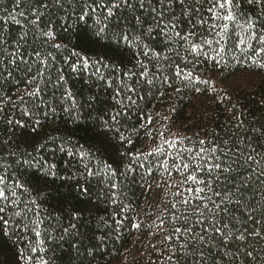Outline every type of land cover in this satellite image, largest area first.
Instances as JSON below:
<instances>
[{"label":"trees","instance_id":"1","mask_svg":"<svg viewBox=\"0 0 264 264\" xmlns=\"http://www.w3.org/2000/svg\"><path fill=\"white\" fill-rule=\"evenodd\" d=\"M47 2L51 4L52 0ZM188 2L191 9H201L199 16L210 17L209 0ZM100 3L101 0H62L61 5L42 9L45 15L41 17L40 27L46 31L51 25L55 39L48 40L30 31L20 48L27 63L20 57L10 63L13 57L9 52L15 50L20 35L28 30L25 18L18 12H31L36 5L25 2L17 8L15 0L0 4V9H7L0 10V33L9 41L0 53V175L6 177L9 187L19 181L28 189L16 188L15 204H7L3 213L9 223L7 226L0 223V264H170L169 251L178 242L175 236L171 241L164 238L182 224L171 221V212L175 211L171 204L181 199L173 196L181 176L175 171L171 177L167 176L160 168L162 158H145L137 153H148L161 145V133L168 140L184 137L217 143L228 140L230 147L243 139L244 144L251 143L257 152L264 153L261 146L264 52L256 50L261 46L257 40L246 39L253 31L264 34V6L234 0L237 19L235 23L227 22L231 34L224 45L227 50L216 57L212 51L217 48L215 40L200 50L219 59L216 65L213 59L191 53L182 42L165 43L158 33H154L155 39L145 41L160 53L158 57L150 55V60L137 56L140 49L123 41L117 47L111 32L119 30L117 24L125 27L123 18H128L130 33L140 34L142 29L126 10L122 13L117 10L118 15L106 21V8ZM103 3L109 5L111 0ZM84 12L88 15L82 21L79 17ZM9 14L16 15L20 24L9 20ZM145 15L147 28L152 18ZM172 15L180 17L182 35L192 29L197 19L193 11L190 24L189 18L181 15L178 4ZM30 18H35L34 14ZM247 19L254 21L255 28L241 27ZM106 23L110 29L107 36H98ZM207 27L197 25L194 30L212 39ZM241 38L245 43L236 47ZM193 40L202 43L199 36ZM52 44L62 47L56 49ZM36 51L52 65L49 72L53 84L57 69L63 72L65 81L57 87L42 84L39 99L33 102V98L25 96L21 101L19 97L25 90L35 87V83L30 85L28 81L36 75L37 64L33 63L37 59ZM84 59L88 61L87 69L83 67ZM137 60H145L149 78L155 75L157 79L151 85L144 80L137 84L134 77L130 83L137 89L132 94L136 103L128 106L127 94L122 89L119 96L115 93L120 80H126L123 71H139L135 67ZM72 63L78 64V71L71 70ZM105 63L115 65L117 70L104 68ZM176 66L182 77L176 75ZM96 67L100 68L103 79L93 75ZM163 76L169 78L171 86L163 83ZM195 77L209 83H196ZM47 79L46 73L44 80ZM197 87L201 91L197 92ZM66 90L70 96H65ZM40 100L45 103L40 104ZM49 106L55 107L54 113ZM25 107L31 109V116L23 115ZM117 112L121 114L113 122L111 117ZM149 116L150 125L146 123ZM14 121H21L23 126ZM149 131L152 135L147 134ZM121 135L124 140L119 138ZM128 140L132 143H127ZM163 146L167 149V145ZM81 151L85 153L83 157ZM23 160L30 163H18ZM44 162L55 165L54 176L39 167ZM86 167L94 174L89 175ZM239 179H247L249 187L243 194L237 193L242 206H233L232 215L240 223L233 221L231 225V243L224 250L218 241L214 244L206 241L202 246L190 248L188 251L194 254L186 257V264H195L199 259L195 253L199 250L205 252L207 264H264V183L251 171H242ZM0 206H5L4 201H0ZM184 211L181 206L180 212ZM16 212L21 215H14ZM165 218L167 221L160 228V221ZM252 231H259L260 235H249ZM196 232L200 233L201 228L197 227ZM241 233L246 237L244 241L235 238ZM225 251L233 255H225ZM247 252L252 255H246Z\"/></svg>","mask_w":264,"mask_h":264},{"label":"snow or ice","instance_id":"2","mask_svg":"<svg viewBox=\"0 0 264 264\" xmlns=\"http://www.w3.org/2000/svg\"><path fill=\"white\" fill-rule=\"evenodd\" d=\"M25 2L35 4L36 6L31 8V12H18L20 17L25 18V27H27L28 30L20 35L19 40L16 42L15 50L9 52V55L13 57V59L9 61L10 63H15V58L17 57H20L22 62L27 63V61L22 58L20 48L21 42H26V38L30 31H34L38 36L47 37L48 40H54L56 35L51 25L48 26L46 31L41 28L40 20L41 17L45 15L42 9H47L52 5H61L62 0H52L51 4H49L47 0H45L44 3H40L39 0H15L17 8ZM199 2L200 0H197V3ZM3 3L4 0H0V4ZM209 3L211 5L207 9V12L210 13L209 18L199 16L198 14L201 9L198 7L194 10L191 9L188 0H111L109 5H105L103 0H101L100 6L106 8V21L111 17L117 16V10L121 13L126 10L130 14L131 19L135 21V24L142 29L140 34L130 33L127 27L128 18L122 17L125 22V27L120 28L119 24H117V29L119 30L111 32V39L117 47L120 45L121 41H123L125 45L140 49V51L136 53L137 56L142 55L150 60V55L158 57L160 53L154 48L149 47L145 41L155 39L154 33H158L165 38V43L182 42V45H186L191 53L202 54L209 59H213L216 65H219L220 60L216 59V57H219L221 53L227 50L224 45L231 39L229 23L227 22L235 23L237 15L234 11V0H209ZM248 3L264 6V0H248ZM177 4L181 7V15L188 17L190 24H192L191 13L194 11L197 14V19L192 29L184 32L183 35V29L180 28V17L172 15L174 7ZM0 10L7 11V9ZM92 11H95V9H92ZM33 14L35 18H30ZM145 14H150L152 18V22L147 28L144 27L146 20ZM87 15L88 13L84 12L80 15L79 19L83 21ZM169 15L171 16L170 19L168 18ZM8 19L16 24H20V20L17 19L16 15L9 14ZM197 25H207L208 35H210L212 39H209L202 33H197L194 30ZM241 27L252 29L255 28V23L252 19H247L245 25H241ZM108 31H110V29L106 23L99 29L97 35L107 36ZM197 36H199L202 43H197L193 40V38ZM246 39L249 41L253 39L257 40L258 44L261 46L256 50L264 52V34H258L253 31ZM214 40L217 48L212 49V51L216 52V57H209L208 51L200 52L204 45H212ZM8 43V38L3 33H0V53L5 50ZM45 43H48V41H45ZM244 43L245 39L241 38L236 47ZM51 46L56 49L62 47L60 44H52ZM249 46L251 47V44H249ZM34 55L37 59L33 61V63L37 64V71L36 75L32 76L28 83L30 85L35 83V87L31 88V90H25L24 94L19 97L21 101L24 100L25 96L33 98V102L39 99L43 92V88L41 87L42 84H52L53 87H57L60 85V82L65 81L63 72L57 69L55 83L53 84V79L49 72L52 65L48 64L46 58L41 59V53L39 51H36ZM48 56H52V53H48ZM52 59L55 60V57L52 56ZM67 59L66 57L65 62H67ZM82 63L83 67L87 69L88 61L84 59ZM103 67H111L114 71L117 70L115 65H109L107 63L103 64ZM135 67L139 69V71L129 70L122 72L126 80H120V85L115 93V96H119L122 89L127 94V100L129 101L128 106L135 105L136 103V101L132 99V94L136 93L137 89L130 83L134 77L137 78V84H139L141 80H144L151 85L153 81L157 79L155 75L149 78L148 63L145 60H137ZM176 67V75L182 77L179 66ZM261 67H264V65H261ZM70 68L73 72L79 70L77 63H72ZM46 73L48 74L47 81L44 80ZM93 75H100L101 79H103V74H101L99 67H96ZM187 75L191 77L192 74L188 73ZM116 79H120V77L117 76ZM38 80L39 82H37ZM162 80L163 83L171 86L167 76H163ZM194 80L196 83H209L206 80H200L199 77H195ZM195 90L197 92L201 91L199 87ZM177 91H180V89H177ZM161 95H163V93H161ZM65 96H70L67 90ZM94 99L95 97H90V100ZM44 103L43 100H40V104ZM49 107L50 111L54 113L55 107ZM120 114L121 113L117 112L113 115L111 117L112 121L116 122ZM23 115L31 116V109L25 107ZM9 123H13V121L10 120ZM14 123L23 126L21 121H14ZM36 123L38 124L39 121H36ZM146 123L148 125L152 123L151 116L147 118ZM256 131H259V129H256ZM147 134L152 135L151 131ZM160 136L162 138L161 145H157L148 153H137V156L143 155L145 158L156 156L162 158L160 160V168L167 176L171 177L173 171L179 173L181 176V180L177 181L175 185L177 191L173 193V196H179L181 199L171 204V209L175 210L171 212V221H181L182 224L179 227H175L173 232L164 238L165 241H171L175 236L178 242L177 246L170 249L167 260L170 264H181V261H185L186 264V257L194 254L193 252H189L188 249H195L197 245L202 246L206 241L213 244L218 241L221 245V250H224L231 243L233 238L231 227L233 221H235V223H240V221L232 215L233 206H242L241 199L236 198L237 193L243 194L249 187L247 179H239V177H241L242 171H251L260 178V183H264V153L257 152L256 148H254L251 143L244 144L243 139L237 142V146L230 147L228 140L217 143L216 141L209 142L204 139L192 141L188 137L179 140H168L163 138V133H161ZM119 138L121 140L125 139L123 135ZM250 139L249 137V140ZM127 143H132V141L128 140ZM163 145H167V149H171V151H168ZM239 145H243V147ZM261 146H264V142H261ZM245 149H251V151L248 152ZM69 154H71V152ZM80 155L83 157L85 153L81 151ZM41 160H43V158H41ZM18 163L29 164L30 162L28 160H23L18 161ZM253 165H255V167H253ZM143 166L144 165H141V167ZM39 167L46 168L48 173H51L53 176L55 175V165H49L47 162H44L43 164H39ZM108 167L110 168L111 165H108ZM85 170L89 175L94 174L92 170L87 167ZM149 171L151 172V169H149ZM5 180L6 177L0 175V185H3L0 186V201H4L5 203V206H0V223L7 226L9 220L5 219L3 213L6 211L7 204H15L18 198L15 189L21 188L25 191H28V189H25L24 185L19 181H16L14 186L9 187L5 183ZM112 187H115V185ZM185 193H187V195H185ZM33 203H35V201H33ZM181 206L185 209L184 212H180ZM165 211L169 210L166 209ZM247 211L254 212L255 209H247ZM14 215L20 216L21 213L16 212ZM193 217L196 218L193 219ZM248 219L251 220L252 216L249 215ZM166 221L167 218L162 219L159 227L162 228ZM133 227L138 228L139 224H133ZM197 227L201 228L200 233L196 232ZM248 234L259 236L260 232L252 231ZM36 235H40V233L36 232ZM181 237L183 239H181ZM235 238L244 241L246 237L241 233ZM33 251H35V249H33ZM195 254L199 257V259L195 261V264H207V258L203 250H199ZM224 254L233 255L231 252L227 251H225ZM209 255H211L210 251ZM246 255L251 256L252 253L247 252ZM41 264H43V262H41ZM217 264H219V262H217Z\"/></svg>","mask_w":264,"mask_h":264}]
</instances>
